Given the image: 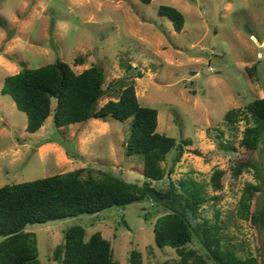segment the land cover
Segmentation results:
<instances>
[{
    "label": "rangeland",
    "instance_id": "1",
    "mask_svg": "<svg viewBox=\"0 0 264 264\" xmlns=\"http://www.w3.org/2000/svg\"><path fill=\"white\" fill-rule=\"evenodd\" d=\"M160 5L183 13L181 31L158 14ZM0 19L7 28L0 27V88L21 64L35 68L56 59L76 73L103 68L105 95L98 107L117 97L120 80L132 82L140 103L157 109L156 130L189 142L178 161L174 149L167 154V175L153 185L166 188L167 178L196 182L205 202L189 216L191 224L215 223L221 250L228 248L237 259L264 258L262 230L240 215L250 185L259 189L251 191L254 213L264 211V132L249 156L256 169L234 178L231 170L246 157L239 145L246 123L229 125L224 118L227 110L264 97V0H0ZM79 57L84 63L76 65ZM130 122L106 117L56 128L49 116L29 133L26 114L0 93V187L76 168L140 183L143 157L127 156L124 149ZM215 169L224 172L217 191L210 184ZM162 213L161 205L144 199L25 230L34 235L40 264H58L51 260L53 249L73 225L82 226L87 237L99 232L109 240L119 264H128L131 250L140 253L142 264H175V250L154 243V223ZM189 247L202 252L196 238Z\"/></svg>",
    "mask_w": 264,
    "mask_h": 264
},
{
    "label": "trees",
    "instance_id": "2",
    "mask_svg": "<svg viewBox=\"0 0 264 264\" xmlns=\"http://www.w3.org/2000/svg\"><path fill=\"white\" fill-rule=\"evenodd\" d=\"M140 1L149 4L151 0ZM158 14L168 18L176 32L184 27V15L175 7L160 5ZM0 27L7 30L1 19ZM83 63L82 57L75 61L76 65ZM104 81L101 66L92 65L76 73L60 59L35 68L21 64L17 73L5 75L0 93L9 96L18 110L26 114L25 129L29 133L38 131L49 116L56 128L91 119L105 120L106 117L118 121L131 118L124 149L127 156L143 157V180L133 183L101 169L93 174L90 169L76 168L1 186L0 264H40L34 235L25 230L28 224L94 214L144 199L164 208V213L154 223V243L159 248L174 249L175 264H264L263 257L261 260L253 256L237 259L228 248L222 251V236L215 223L191 224L189 216H195L205 202L204 191L196 182L191 179L174 182L167 178L166 188L153 185L167 175L162 166L167 154L174 149L177 153L174 161H178L189 142L185 139L177 142L156 130L157 109L140 103L130 81L120 80L115 89L117 97H109L98 107L99 100L105 95ZM224 118L229 125H235L239 119L246 123L239 141L246 157L238 160L231 170V175L236 178L244 171L256 169L249 156L255 153L264 132V97L252 99L242 110H227ZM223 180L224 172L215 169L210 176L214 191L223 188ZM249 187L259 190L253 185ZM252 190H248L240 202V215L262 230L264 252V211L254 213ZM194 238L200 243L202 252L189 247ZM51 260L58 264H119L110 241L99 232L87 237L80 225L64 231L63 242L54 247ZM128 264H142L140 253L131 250Z\"/></svg>",
    "mask_w": 264,
    "mask_h": 264
}]
</instances>
